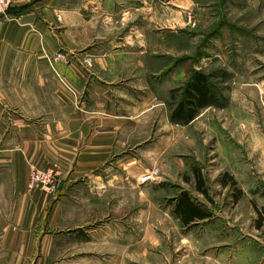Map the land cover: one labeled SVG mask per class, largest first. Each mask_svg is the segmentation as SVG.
<instances>
[{"label": "crops", "instance_id": "obj_1", "mask_svg": "<svg viewBox=\"0 0 264 264\" xmlns=\"http://www.w3.org/2000/svg\"><path fill=\"white\" fill-rule=\"evenodd\" d=\"M213 1L19 0L0 15V264H127L105 244L112 193L140 167L129 146L159 143L186 14L200 26ZM57 52L69 64L53 69ZM32 168L56 169V191L29 188Z\"/></svg>", "mask_w": 264, "mask_h": 264}, {"label": "rangeland", "instance_id": "obj_2", "mask_svg": "<svg viewBox=\"0 0 264 264\" xmlns=\"http://www.w3.org/2000/svg\"><path fill=\"white\" fill-rule=\"evenodd\" d=\"M204 8L200 26L192 13L186 18L192 46L177 39L183 68L164 100L159 143L129 146L140 167L112 193V239L105 244L127 248V264H264V222L257 227L264 208V0H216ZM194 70L209 76L216 102L188 124L175 123L172 111ZM152 169L158 177L140 183ZM197 172L206 195L197 190ZM183 191L207 219L181 223L173 210ZM92 227L102 249L101 225Z\"/></svg>", "mask_w": 264, "mask_h": 264}, {"label": "trees", "instance_id": "obj_3", "mask_svg": "<svg viewBox=\"0 0 264 264\" xmlns=\"http://www.w3.org/2000/svg\"><path fill=\"white\" fill-rule=\"evenodd\" d=\"M215 90L216 88L214 89V85L210 82V78L206 73L194 70L186 84L184 99L172 111V120L181 124L191 122L199 113V110L215 104ZM225 176L228 175L225 174ZM196 178L198 179L197 190L206 195L203 179L199 172L196 173ZM223 182L226 184V181ZM173 211L184 226L209 217V213L193 201L190 195L184 191L175 198ZM262 222H264V208L261 211L257 227H261Z\"/></svg>", "mask_w": 264, "mask_h": 264}, {"label": "built area", "instance_id": "obj_4", "mask_svg": "<svg viewBox=\"0 0 264 264\" xmlns=\"http://www.w3.org/2000/svg\"><path fill=\"white\" fill-rule=\"evenodd\" d=\"M19 0H0V15L4 14L9 8L14 7L17 5ZM186 18L188 21L192 20L191 13L186 14ZM56 61H59L63 64H69V57L63 52H57L50 60L49 63L55 68ZM84 62L86 64L90 63L89 59H85ZM58 171L54 168H47V169H37L32 168L29 179H28V186L29 188L41 187L49 192H55L58 185ZM158 177V170L152 169L143 174L139 182L145 183L148 181H154Z\"/></svg>", "mask_w": 264, "mask_h": 264}]
</instances>
